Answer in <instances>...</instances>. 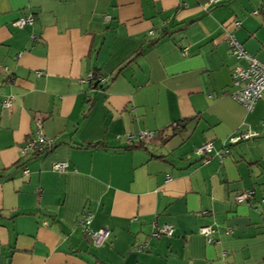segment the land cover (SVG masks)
I'll return each mask as SVG.
<instances>
[{
  "label": "crops",
  "instance_id": "0c3cea01",
  "mask_svg": "<svg viewBox=\"0 0 264 264\" xmlns=\"http://www.w3.org/2000/svg\"><path fill=\"white\" fill-rule=\"evenodd\" d=\"M205 1L0 0V264H264V92L251 110L231 96L247 62L228 47L264 62V0ZM37 117L53 144L21 156Z\"/></svg>",
  "mask_w": 264,
  "mask_h": 264
},
{
  "label": "built area",
  "instance_id": "2783aa9c",
  "mask_svg": "<svg viewBox=\"0 0 264 264\" xmlns=\"http://www.w3.org/2000/svg\"><path fill=\"white\" fill-rule=\"evenodd\" d=\"M224 0H206L203 3L204 8L208 6L217 4ZM256 12V11H255ZM34 17L32 15L22 16L15 19L12 24L16 27L23 28L27 25L32 24ZM34 38V36H32ZM229 55L235 58L245 59L247 65L237 66L231 72L232 85L234 90L231 92V96L240 102L247 110H251L255 102L261 98L264 92V62L258 60L251 54H249L243 47L242 43L237 40L234 36H230L228 39ZM103 77L95 76L94 74H89L81 81L83 83H90L92 81L101 82ZM13 102V96H6L2 100V105L4 107H10ZM173 126H177V123L174 122ZM257 131L253 129L240 130L236 134L230 135L226 142L223 144L222 151L216 152L219 157H223L229 153V146L231 144L237 143L242 140L251 139L257 136ZM137 139L139 141H147L153 136H155L153 131L142 130L137 133ZM130 139L133 138L132 135H128ZM53 144V139L47 137L43 132V120L41 117H37L35 120V129L30 138L20 147L21 156H27L34 154L36 152L42 151L51 147ZM212 151V142L207 140L201 145H199L195 152L199 155H206ZM68 166L66 161H57L52 165L53 170L58 172L65 171ZM27 173V170H24ZM252 195V191H244L238 193L235 196L237 202H243ZM93 218V213L89 210L85 211L79 220V224L82 227V230L87 234L90 240L96 246H101L108 239L110 230L107 228H99L98 230H92L90 228V223ZM199 232L207 237L208 240H211V236L214 232L213 228L209 225H204L199 228ZM174 233V227L171 224L164 223L159 226L154 227L152 232L153 236L168 235L171 236ZM139 249V248H138Z\"/></svg>",
  "mask_w": 264,
  "mask_h": 264
},
{
  "label": "trees",
  "instance_id": "16d2710c",
  "mask_svg": "<svg viewBox=\"0 0 264 264\" xmlns=\"http://www.w3.org/2000/svg\"><path fill=\"white\" fill-rule=\"evenodd\" d=\"M92 82H93V81H92ZM94 83H96L95 85H97V86L99 85V84H98V83H99L98 81H94ZM102 86H103V85H102ZM141 144H142V143H141Z\"/></svg>",
  "mask_w": 264,
  "mask_h": 264
},
{
  "label": "water",
  "instance_id": "95a60500",
  "mask_svg": "<svg viewBox=\"0 0 264 264\" xmlns=\"http://www.w3.org/2000/svg\"><path fill=\"white\" fill-rule=\"evenodd\" d=\"M95 85V84H94Z\"/></svg>",
  "mask_w": 264,
  "mask_h": 264
}]
</instances>
